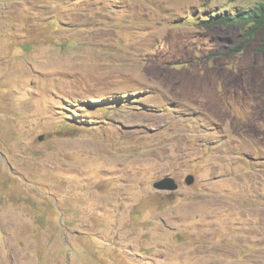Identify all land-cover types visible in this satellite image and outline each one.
Wrapping results in <instances>:
<instances>
[{
  "label": "rangeland",
  "instance_id": "374dc122",
  "mask_svg": "<svg viewBox=\"0 0 264 264\" xmlns=\"http://www.w3.org/2000/svg\"><path fill=\"white\" fill-rule=\"evenodd\" d=\"M260 2L0 0V264H264Z\"/></svg>",
  "mask_w": 264,
  "mask_h": 264
},
{
  "label": "trees",
  "instance_id": "16d2710c",
  "mask_svg": "<svg viewBox=\"0 0 264 264\" xmlns=\"http://www.w3.org/2000/svg\"><path fill=\"white\" fill-rule=\"evenodd\" d=\"M203 24L213 27L215 25H241L242 28H247L246 33L249 38L241 42L237 47L231 49V51H242L249 39H251L258 31L264 30V0L257 4L255 7L247 10L238 12L232 15H223L211 17L205 19ZM249 28V29H248Z\"/></svg>",
  "mask_w": 264,
  "mask_h": 264
},
{
  "label": "water",
  "instance_id": "95a60500",
  "mask_svg": "<svg viewBox=\"0 0 264 264\" xmlns=\"http://www.w3.org/2000/svg\"><path fill=\"white\" fill-rule=\"evenodd\" d=\"M185 181H186V184L190 186L194 184L195 179L192 175H189ZM153 187L156 190H160V191H176L179 188V185L174 178L165 177L161 179L160 181L156 182L153 185Z\"/></svg>",
  "mask_w": 264,
  "mask_h": 264
},
{
  "label": "clouds",
  "instance_id": "9594fccd",
  "mask_svg": "<svg viewBox=\"0 0 264 264\" xmlns=\"http://www.w3.org/2000/svg\"><path fill=\"white\" fill-rule=\"evenodd\" d=\"M251 9V8H250ZM249 10V9H248ZM247 11V10H246Z\"/></svg>",
  "mask_w": 264,
  "mask_h": 264
}]
</instances>
